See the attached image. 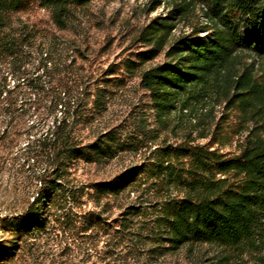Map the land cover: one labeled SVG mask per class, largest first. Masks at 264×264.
I'll use <instances>...</instances> for the list:
<instances>
[{
	"label": "trees",
	"instance_id": "trees-1",
	"mask_svg": "<svg viewBox=\"0 0 264 264\" xmlns=\"http://www.w3.org/2000/svg\"><path fill=\"white\" fill-rule=\"evenodd\" d=\"M92 1L0 0V61L20 62L37 45L41 71L25 76L26 62L20 69L24 95L33 93L28 99L38 107L15 156L22 168L28 165L21 207L0 228L16 240L58 231L109 235L155 261L186 250L198 264H264V0H151L149 11L162 5L166 13L142 29L139 38L149 48L125 68L138 72L159 129L174 131V111L189 114L194 126L175 143L160 140L147 112L137 115L133 129L105 125L109 76L117 69L88 75L70 59L83 55L79 48L61 47L22 20L15 26L38 6L64 30L75 10ZM161 54L162 61L144 68ZM17 87L0 83L8 121ZM193 132L208 141L196 143ZM235 137L237 152L216 148L233 145ZM13 140L3 130L0 150ZM150 140L146 160L101 180L76 176L81 164L106 166ZM7 241L0 261L17 249V241Z\"/></svg>",
	"mask_w": 264,
	"mask_h": 264
},
{
	"label": "rangeland",
	"instance_id": "rangeland-1",
	"mask_svg": "<svg viewBox=\"0 0 264 264\" xmlns=\"http://www.w3.org/2000/svg\"><path fill=\"white\" fill-rule=\"evenodd\" d=\"M151 4V0H93L88 6L75 10L72 25L64 30L53 24L48 10L36 6L30 12L19 15L21 19L16 18L15 26H18L22 20L48 37L55 36L61 47L79 48L83 55L76 52L70 59L75 58L78 65H83L88 75L101 78L106 70L117 69L115 75L109 76L110 98L108 97L107 111L103 119L105 125L127 123L130 129H133L137 115L141 111L147 112L149 127L159 130L160 140L175 143L181 141L185 130L194 126L189 114L176 110L170 116L174 131L159 129L155 122L150 95L141 87L138 72L134 75L125 68L128 58L137 60V54L149 48L139 38L142 29L155 16L166 13L162 5L155 11H149ZM181 30L180 26L175 34L178 35ZM163 59L164 54H161L154 61L146 63L144 68ZM39 61L40 53L37 45L33 47L32 54L20 62L0 61V83H6L11 89L18 85L14 90L18 101L13 118L8 121L10 114L0 110V133L9 128L11 138L14 139L9 148L0 150V221L5 216L16 214L24 197L28 165L22 168L20 166L22 159H17L15 156L27 140L24 136L25 124H31L35 119L38 105L28 99L33 93L24 95L22 87L24 82L20 78V69L24 68L23 64L26 62L25 68L28 73L25 76L38 74L41 72L38 70ZM20 113L21 118L18 117ZM194 136L196 143L208 141L198 138L196 132H193ZM160 140H156L155 143L161 142ZM153 142L146 141L145 147H147L138 153L124 154L119 160L103 167L81 164L76 176L82 181L109 178L130 165L146 160ZM236 142L237 137L233 145H216V148L223 152H237ZM117 212L115 210V214ZM112 227L114 233L116 228L113 225ZM56 234L48 232L37 238L24 236L16 240L12 239L15 235L10 231L0 228V248L10 245L7 240L17 241L14 254L5 257L6 259L0 261V264H198L196 257L186 250L155 261L139 249L131 252L129 247L116 243L113 236L82 238L72 232L61 231Z\"/></svg>",
	"mask_w": 264,
	"mask_h": 264
}]
</instances>
